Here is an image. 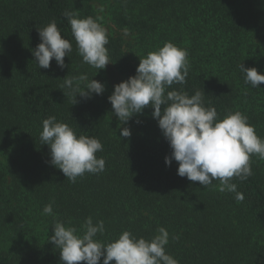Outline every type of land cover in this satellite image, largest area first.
<instances>
[{
	"label": "trees",
	"instance_id": "1",
	"mask_svg": "<svg viewBox=\"0 0 264 264\" xmlns=\"http://www.w3.org/2000/svg\"><path fill=\"white\" fill-rule=\"evenodd\" d=\"M84 1L0 0V264H62L48 242L53 217L41 214L50 202L57 219L77 228L89 216L103 220L106 231L98 238L105 243L124 230L151 239L164 227L179 236L167 246L179 264H264V160L253 156V175L233 180L245 196L238 203L234 194L179 177L176 161L165 164L171 149L153 109L122 124L108 101L114 85L136 74L134 60L139 64L172 42L188 51L191 69L184 85L168 90L204 91L205 106L221 119L240 111L264 139V84L245 85L238 69L243 63L264 74V0H104L113 23L134 36L136 52L129 54L123 38L109 34L111 63L99 72L82 62L62 15L95 18ZM53 20L73 45L63 70L55 60L39 69L32 56L40 43L37 28ZM80 74L104 84L105 92L77 96L74 104L60 86L67 75ZM49 116L101 141L102 173L71 183L49 163L50 149L40 140ZM124 127L130 138L120 136Z\"/></svg>",
	"mask_w": 264,
	"mask_h": 264
},
{
	"label": "clouds",
	"instance_id": "2",
	"mask_svg": "<svg viewBox=\"0 0 264 264\" xmlns=\"http://www.w3.org/2000/svg\"><path fill=\"white\" fill-rule=\"evenodd\" d=\"M62 15L70 25L82 62L98 72L106 69L111 63L106 47L109 32L100 22L102 17L80 18L78 12L67 10ZM37 31L40 43L32 50V56L39 69H49L53 60L61 70L68 67L65 57L72 53L73 45L62 36L56 21ZM123 33L128 36L129 30L123 29ZM188 57L186 49L166 42L158 50L139 58L136 74L114 85L108 97L112 115L125 124L142 114L145 108L153 109L152 117L171 149L165 164L171 166L173 160L176 161L179 177L199 182L204 189L234 194V199L241 203L245 196L233 180L243 182L253 175L252 157L264 160V139L256 134L255 127L240 111H229L221 119L215 107L205 106L204 91L189 95L182 90H168L174 84L187 82L191 69ZM238 69L245 85L257 89L264 84V74L255 67L246 68L241 63ZM60 87L65 89L64 95L73 98L74 104L77 96L87 100L106 90L104 84L89 80L86 74L67 75ZM131 134L127 127L120 129L121 137L130 138ZM40 140L50 149L49 163L61 170L71 183L83 179L85 174L98 175L105 170V159L96 155L103 151L101 141L77 135L71 126L57 121L55 116L42 121ZM53 203L45 205L41 214L53 217V235L48 237V242L59 249L62 264H101L102 258V264H179L167 252L170 239L177 241L179 236L170 235L164 227H159L151 239L138 238L124 230L118 238L105 243L98 238L106 231L103 220L94 223L89 216L77 228L70 221L56 218Z\"/></svg>",
	"mask_w": 264,
	"mask_h": 264
},
{
	"label": "rangeland",
	"instance_id": "3",
	"mask_svg": "<svg viewBox=\"0 0 264 264\" xmlns=\"http://www.w3.org/2000/svg\"><path fill=\"white\" fill-rule=\"evenodd\" d=\"M84 3L95 11L96 16H101L102 20L100 21L107 29L109 34L114 37H121L125 42L126 51L132 55L135 53V49L131 50V47L135 45L136 41L134 36L129 32L128 36H125L122 29H119L112 21L111 18V5L109 2L104 0H85ZM100 9H103L101 12ZM134 62L138 64L136 60Z\"/></svg>",
	"mask_w": 264,
	"mask_h": 264
}]
</instances>
